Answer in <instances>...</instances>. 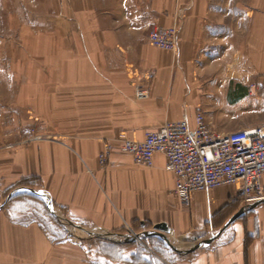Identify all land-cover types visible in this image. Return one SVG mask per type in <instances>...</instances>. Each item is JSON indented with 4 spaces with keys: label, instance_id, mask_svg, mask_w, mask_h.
<instances>
[{
    "label": "crops",
    "instance_id": "obj_1",
    "mask_svg": "<svg viewBox=\"0 0 264 264\" xmlns=\"http://www.w3.org/2000/svg\"><path fill=\"white\" fill-rule=\"evenodd\" d=\"M12 1L22 44L11 49L4 86L11 140L0 146V199L8 193L0 200V264H264V204L223 230L244 207L234 189L196 193L185 208L164 155L144 167L116 147L106 167L98 163L103 143L120 133L141 142L168 123L193 125L197 113L213 121L244 101L239 85L264 72V12L240 0ZM175 26V53L150 45L152 31ZM32 119L44 139L21 135ZM43 199L64 220L44 211ZM58 220L113 234L165 224L170 240H214L158 262L75 240Z\"/></svg>",
    "mask_w": 264,
    "mask_h": 264
},
{
    "label": "built area",
    "instance_id": "obj_2",
    "mask_svg": "<svg viewBox=\"0 0 264 264\" xmlns=\"http://www.w3.org/2000/svg\"><path fill=\"white\" fill-rule=\"evenodd\" d=\"M178 35L176 26L154 30L149 42L156 49L175 53ZM247 91L250 96L264 93V84H250ZM116 147L138 166L151 167L154 155H164L166 170L175 176L172 193L185 208L190 207L194 194L223 187L239 193L244 206L264 199V126L219 134L203 113H197L193 125L185 120L168 123L147 132L141 142L120 133L114 142L103 143L99 166L109 164Z\"/></svg>",
    "mask_w": 264,
    "mask_h": 264
},
{
    "label": "rangeland",
    "instance_id": "obj_3",
    "mask_svg": "<svg viewBox=\"0 0 264 264\" xmlns=\"http://www.w3.org/2000/svg\"><path fill=\"white\" fill-rule=\"evenodd\" d=\"M241 5H247L248 2L254 3L256 10L259 12H264V0H240ZM11 11L13 12V1L11 0H0V146L7 143V140H4V137H7L8 140H11V90L8 88H4L6 85V81L8 80L9 75V60L11 56V49L21 48L22 41L21 39L14 38V33H17L21 30V25L19 24H11ZM13 39V40H12ZM14 50V51H15ZM250 84H264V72H257V76L253 81L249 82ZM249 84V85H250ZM246 83L242 86L239 85L240 89L245 90L244 101H240L238 104L227 106L225 105L224 110L227 113L224 117L217 116L213 121H208L212 125L214 132L219 134H226L229 131L240 130L242 127H256V126H264V93L262 91L256 92L253 96H250L246 89ZM38 120L32 119L31 126H23L21 130V135L25 137V139L35 141L41 140L45 138V130L41 128L43 124H39ZM14 127V126H12ZM232 129V130H231ZM222 130V131H221ZM53 138V137H50ZM8 193H5L1 197V203L6 200ZM31 199L32 198H26ZM30 201V200H29ZM31 201V202H32ZM44 203L32 202L35 205V208H41L39 205L42 204L44 211H48L45 200ZM55 214L57 212H54ZM58 214V213H57ZM56 214V215H57ZM59 219L62 218L60 214L57 215ZM55 220V219H54ZM63 220V219H61ZM59 221V220H58ZM63 222V223H62ZM59 223L62 224L63 227L67 230L69 235L75 240H88L97 243L103 242L106 247L112 248H126L135 254H144L145 257H149V259H153L155 261H162L166 263L173 262V259L177 257L176 252H174L161 238L159 237H143L141 236L142 232L140 226H136L135 232L132 231H122L120 235H131L136 237L135 240L130 239H117L115 241H109L102 238L97 237H88L85 232L92 231H79L77 229H72L69 227L64 221ZM100 233H106L101 231H94ZM113 234V233H112ZM168 238V236H167ZM170 240V238H168ZM171 244L177 248H191L200 242V239L186 237L184 240L178 242L177 240H170Z\"/></svg>",
    "mask_w": 264,
    "mask_h": 264
},
{
    "label": "water",
    "instance_id": "obj_4",
    "mask_svg": "<svg viewBox=\"0 0 264 264\" xmlns=\"http://www.w3.org/2000/svg\"><path fill=\"white\" fill-rule=\"evenodd\" d=\"M30 192H35V191H30ZM36 194L45 197L44 195H42V193L40 192H35ZM8 200V199H7ZM47 201V208L48 210L53 214L54 217H56L57 219H59V217L54 213L53 208L51 206V202L49 199H46ZM264 204V199L258 200L250 205L241 207L239 209V211L233 215L228 222L225 224V226L223 227V230H225L228 226H230L232 223H234L238 218H240L243 214L247 213L250 210L255 209L257 206ZM1 207V205H0ZM62 219V218H61ZM64 220V219H63ZM67 225H69V227H71L72 229H74L73 225H71L69 222H67ZM170 233V229L167 227V225L165 224H158L155 225L153 227V229L151 231L148 232H142L141 236L143 237H159L161 238L174 252L178 253V254H188L192 251H195L197 249H199L200 247L203 246H207L209 245L211 242H213L214 239H208V240H202L200 242H198L196 245H194L193 247H191V249L189 250H180L175 248L170 240L167 238V235ZM86 236L88 237H97V238H102L105 240H109V241H115L117 239H130V240H135L136 237L131 236V235H120V234H112V233H100V232H85ZM220 233H218L216 236H218Z\"/></svg>",
    "mask_w": 264,
    "mask_h": 264
},
{
    "label": "trees",
    "instance_id": "obj_5",
    "mask_svg": "<svg viewBox=\"0 0 264 264\" xmlns=\"http://www.w3.org/2000/svg\"><path fill=\"white\" fill-rule=\"evenodd\" d=\"M26 196V198H32V199H36V197L35 196H31V195H28V194H26L25 195ZM17 197H22L21 195H17V196H15L14 198H17ZM11 201V200H10ZM43 203H44V201H43ZM49 211V210H48ZM48 213V212H47ZM49 214V213H48ZM112 250V252L113 251H117L119 248H112V247H109V250Z\"/></svg>",
    "mask_w": 264,
    "mask_h": 264
}]
</instances>
